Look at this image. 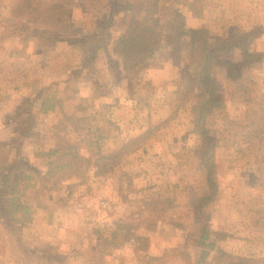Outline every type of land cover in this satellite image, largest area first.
Listing matches in <instances>:
<instances>
[{
	"label": "rangeland",
	"instance_id": "1",
	"mask_svg": "<svg viewBox=\"0 0 264 264\" xmlns=\"http://www.w3.org/2000/svg\"><path fill=\"white\" fill-rule=\"evenodd\" d=\"M200 27L232 64L209 72L218 198L197 212L206 89L180 31ZM0 169L30 184L0 217V264H264V0H0Z\"/></svg>",
	"mask_w": 264,
	"mask_h": 264
},
{
	"label": "trees",
	"instance_id": "2",
	"mask_svg": "<svg viewBox=\"0 0 264 264\" xmlns=\"http://www.w3.org/2000/svg\"><path fill=\"white\" fill-rule=\"evenodd\" d=\"M11 21V20H10ZM17 26L16 22H12L13 29L10 31L11 34H14L16 31L14 28ZM21 27L26 30L27 25L25 23L21 24ZM180 28L182 26L180 25ZM181 30V29H180ZM181 34L189 33V38L194 43L200 44L199 50V74L202 83L205 86L206 92L205 95L198 98L195 103L191 107L192 113V123L194 126V131H196L200 137V143L198 146L199 158L202 166L205 169V185L207 187L206 193L200 197L197 202L196 211L201 212L208 210L210 208V204H213L218 198V185L216 180L215 168L214 164L211 162V156L213 150L215 148V142L207 133V131L202 126V121L205 119L208 114L215 109H222L224 107V103L222 98L217 95L215 91L216 85L214 80L209 75L211 66L213 64L219 65H227L230 66L232 63L226 61H220L216 57L213 56V51H208L207 49V40L209 38V32L206 28H193L189 31L185 32L183 30L180 31ZM97 52L96 46H92L90 49L89 58L95 57ZM240 52L243 58H250L253 56L247 49L244 47L240 48ZM144 136L140 135L136 138L130 139L126 142L124 146L128 144L135 143L138 139ZM57 149H52L49 153H56ZM54 168L48 169V172L52 173ZM1 170V169H0ZM34 171V169H33ZM10 172V171H9ZM9 172L4 173L2 170L0 171V217L7 221L8 224L14 222V217L12 214L18 211L19 209H23L27 211L29 207L27 205H23L19 199L20 193H22L28 186L29 183H24V179H18V175H14V177L8 182ZM37 174V172H35ZM23 173H20L19 176L31 178L33 176H24ZM38 177H42L40 174H37ZM10 178V177H9ZM20 217H16L18 220ZM221 233H217L215 231H211L206 227H203L202 232L199 236L198 242L202 246H206L209 249H214L215 241L213 240L216 237H219ZM36 252L34 250H31ZM44 254V252H42ZM45 256V254H44ZM252 261L251 258L236 256L229 254L225 251L219 250L216 256V264H222L228 262L230 264H250ZM194 264H208L207 261H202L199 258L195 259Z\"/></svg>",
	"mask_w": 264,
	"mask_h": 264
},
{
	"label": "crops",
	"instance_id": "3",
	"mask_svg": "<svg viewBox=\"0 0 264 264\" xmlns=\"http://www.w3.org/2000/svg\"><path fill=\"white\" fill-rule=\"evenodd\" d=\"M206 258V257H205ZM201 259V258H200Z\"/></svg>",
	"mask_w": 264,
	"mask_h": 264
}]
</instances>
